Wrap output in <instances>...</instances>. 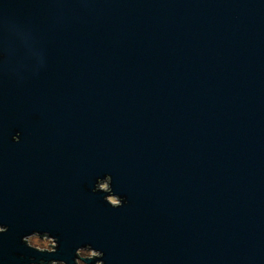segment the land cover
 Here are the masks:
<instances>
[{"label":"water","instance_id":"1","mask_svg":"<svg viewBox=\"0 0 264 264\" xmlns=\"http://www.w3.org/2000/svg\"><path fill=\"white\" fill-rule=\"evenodd\" d=\"M0 223V264H264V0H0Z\"/></svg>","mask_w":264,"mask_h":264},{"label":"clouds","instance_id":"2","mask_svg":"<svg viewBox=\"0 0 264 264\" xmlns=\"http://www.w3.org/2000/svg\"><path fill=\"white\" fill-rule=\"evenodd\" d=\"M21 137L14 139L15 142L19 143ZM109 181L113 185V178L110 174L107 175ZM103 184V182H101ZM107 187V185H103ZM109 192L112 189H108ZM93 192L98 193L96 189H93ZM103 199L111 205H117L118 201L111 196H104ZM120 207H122L125 203V200L122 196H120ZM10 225H6L0 223V236L8 233L10 231ZM22 244L27 248L34 250L40 254H49L55 255L59 252L60 249V238L58 236H54L49 231H33L30 234L24 235L21 240ZM28 259V264H36V257L32 256ZM21 261H25L26 257L24 254L20 256ZM95 262V264H106L105 253L101 250H98L92 246V244H87L84 246H80L75 251L74 256V264H90V262ZM39 264H67V261L63 259H52L50 261H45L41 259Z\"/></svg>","mask_w":264,"mask_h":264}]
</instances>
